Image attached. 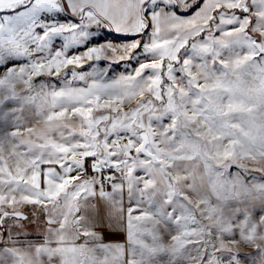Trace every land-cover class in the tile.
<instances>
[{
	"label": "snow or ice",
	"instance_id": "1",
	"mask_svg": "<svg viewBox=\"0 0 264 264\" xmlns=\"http://www.w3.org/2000/svg\"><path fill=\"white\" fill-rule=\"evenodd\" d=\"M241 243L229 264H264V0H0V264H223Z\"/></svg>",
	"mask_w": 264,
	"mask_h": 264
},
{
	"label": "rangeland",
	"instance_id": "2",
	"mask_svg": "<svg viewBox=\"0 0 264 264\" xmlns=\"http://www.w3.org/2000/svg\"><path fill=\"white\" fill-rule=\"evenodd\" d=\"M74 51H83V49H77ZM89 63L93 64L96 67H100V66H106L108 64V61L101 60L98 62L97 61L88 62V63H85L83 69H78V70L91 72L92 69L89 67ZM130 65H131V67H130ZM113 67L116 68L115 72H113L109 68L105 67V71L107 72L109 77L118 76V75L123 74L125 72H131L132 69L134 67H136V63H135V61H121L119 65H113ZM66 71H68V69H65V72ZM63 76H64V73L62 72L60 77L44 76V77H37V79L43 80V81L51 80L54 82V84L56 82H60L62 84ZM22 211L25 212L27 215H29V219H30L31 223L25 222L26 227L20 233H18V235L21 237V239L25 243H27V242L36 243L37 241L35 238L40 237L41 236L40 231H42V228L37 227L38 226L37 224L36 225L33 224V222L35 220L40 218L39 210H37L35 213H33V206L26 205L22 208ZM233 251H235L236 253L238 252L235 249Z\"/></svg>",
	"mask_w": 264,
	"mask_h": 264
},
{
	"label": "crops",
	"instance_id": "3",
	"mask_svg": "<svg viewBox=\"0 0 264 264\" xmlns=\"http://www.w3.org/2000/svg\"><path fill=\"white\" fill-rule=\"evenodd\" d=\"M112 77H114V76H112ZM57 86H60V84H57ZM22 210V209H21ZM33 224L34 225H38L37 227H40V228H42V231H40L41 233V236L44 234V225H43V223L41 222V217L40 218H38L37 220H35L34 222H33ZM237 239H238V237H236ZM106 239H116V240H120V241H122L123 239H124V236H123V234H119V235H117V236H114V237H109V236H106ZM236 250V251H238V253H239V255L241 256V257H245V256H250L251 254H253L254 253V249H252V248H249V247H247L246 245H244L243 243H241L240 245H238V246H236V247H234L233 248V250ZM241 264H244V262L243 261H241Z\"/></svg>",
	"mask_w": 264,
	"mask_h": 264
},
{
	"label": "built area",
	"instance_id": "4",
	"mask_svg": "<svg viewBox=\"0 0 264 264\" xmlns=\"http://www.w3.org/2000/svg\"><path fill=\"white\" fill-rule=\"evenodd\" d=\"M236 253L235 251L232 250V252H223V253H218V255L222 256L223 259V264H229L228 257L232 254Z\"/></svg>",
	"mask_w": 264,
	"mask_h": 264
},
{
	"label": "water",
	"instance_id": "5",
	"mask_svg": "<svg viewBox=\"0 0 264 264\" xmlns=\"http://www.w3.org/2000/svg\"><path fill=\"white\" fill-rule=\"evenodd\" d=\"M25 213V212H24ZM26 214V213H25ZM27 215V214H26Z\"/></svg>",
	"mask_w": 264,
	"mask_h": 264
}]
</instances>
